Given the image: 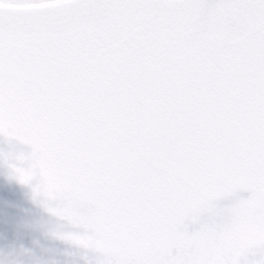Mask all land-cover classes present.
I'll list each match as a JSON object with an SVG mask.
<instances>
[{"label":"water","instance_id":"water-1","mask_svg":"<svg viewBox=\"0 0 264 264\" xmlns=\"http://www.w3.org/2000/svg\"><path fill=\"white\" fill-rule=\"evenodd\" d=\"M73 4L0 37V130L27 146L0 157V264H219L264 239V11Z\"/></svg>","mask_w":264,"mask_h":264},{"label":"snow or ice","instance_id":"snow-or-ice-1","mask_svg":"<svg viewBox=\"0 0 264 264\" xmlns=\"http://www.w3.org/2000/svg\"><path fill=\"white\" fill-rule=\"evenodd\" d=\"M110 2L111 0H74L73 6L102 9ZM179 2L183 7L191 10L206 11L220 6L223 0H179ZM62 7L66 6L56 3V0H0V37L15 26L27 23L29 20L32 22L46 21ZM246 7L255 11H264V2L262 0H246ZM0 140L21 146V151L7 154L0 152V157L13 161L21 159L26 154L27 146L14 141L2 130H0ZM8 166L15 173V178L20 183L27 182V177L19 168H16L11 162ZM250 193L251 185L247 182L227 185L216 191L206 193L201 198V204L190 205L185 210L186 218L189 220L195 219L201 212L218 206L220 201L236 200L243 202L251 198ZM180 226H184L183 217L181 218ZM92 252L99 257L97 264H122L118 258L112 257L106 252ZM219 264H264V239H252L241 242Z\"/></svg>","mask_w":264,"mask_h":264}]
</instances>
